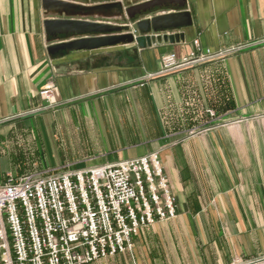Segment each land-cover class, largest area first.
<instances>
[{
	"label": "crops",
	"instance_id": "obj_1",
	"mask_svg": "<svg viewBox=\"0 0 264 264\" xmlns=\"http://www.w3.org/2000/svg\"><path fill=\"white\" fill-rule=\"evenodd\" d=\"M62 2L73 20L126 23L114 5ZM186 11L190 26L164 32L182 34L178 43L53 51L107 32L50 36L44 21L56 10L0 0V183L157 151L175 199L174 219L90 264H264V44L171 74L160 62L188 56L194 41L226 53L263 40L264 0H186ZM49 81L47 105L39 91Z\"/></svg>",
	"mask_w": 264,
	"mask_h": 264
},
{
	"label": "built area",
	"instance_id": "obj_2",
	"mask_svg": "<svg viewBox=\"0 0 264 264\" xmlns=\"http://www.w3.org/2000/svg\"><path fill=\"white\" fill-rule=\"evenodd\" d=\"M260 44L264 39L212 53L194 41L186 57L162 55L161 73ZM53 88L49 81L39 91L47 105ZM175 217V199L157 151L87 169L9 178L0 183V264H90L131 251L141 228Z\"/></svg>",
	"mask_w": 264,
	"mask_h": 264
},
{
	"label": "water",
	"instance_id": "obj_3",
	"mask_svg": "<svg viewBox=\"0 0 264 264\" xmlns=\"http://www.w3.org/2000/svg\"><path fill=\"white\" fill-rule=\"evenodd\" d=\"M73 2L82 6L114 5L119 7V13L126 22L124 25L110 26L92 23L85 20H73L68 18L70 4ZM46 11L55 13L56 18L44 21L48 27L47 33L53 36L75 34L84 36L86 33H100L106 31L105 37L88 36L71 42L55 45L51 50L70 49L73 47L85 48L116 46L123 43H135L140 49L146 47L162 46L183 41V35L179 33L167 34L166 31H177L191 24V16L186 11V0H145L140 3L127 5V0H41ZM86 10V7H82ZM163 12L162 14H158ZM170 12V13H165ZM65 15L63 18L62 16ZM125 35H119V33ZM117 34L114 36L111 34Z\"/></svg>",
	"mask_w": 264,
	"mask_h": 264
},
{
	"label": "rangeland",
	"instance_id": "obj_4",
	"mask_svg": "<svg viewBox=\"0 0 264 264\" xmlns=\"http://www.w3.org/2000/svg\"><path fill=\"white\" fill-rule=\"evenodd\" d=\"M50 107H52V106H50ZM206 131H208V129L207 128H205V129H203V130H199V131H193V130H190L189 132H188V134L189 135H192L193 133H196L197 132V134H203L204 132H206ZM65 169H69V167L68 168H64V170ZM9 178H12V177H7L6 179H9ZM12 179H14V180H17V179H19V178H12Z\"/></svg>",
	"mask_w": 264,
	"mask_h": 264
}]
</instances>
